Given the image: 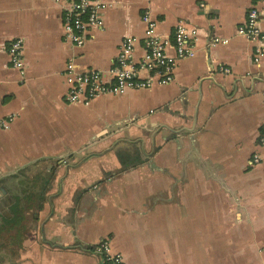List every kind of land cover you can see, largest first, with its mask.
<instances>
[{"label": "crops", "instance_id": "crops-1", "mask_svg": "<svg viewBox=\"0 0 264 264\" xmlns=\"http://www.w3.org/2000/svg\"><path fill=\"white\" fill-rule=\"evenodd\" d=\"M103 1L75 47L62 4L0 0V264H107L102 239L125 264H264V54L237 33L254 0ZM146 11L170 42L180 19L199 29L173 81L68 103L66 61L107 71L125 36L141 56ZM17 37L24 76L7 52Z\"/></svg>", "mask_w": 264, "mask_h": 264}, {"label": "built area", "instance_id": "built-area-1", "mask_svg": "<svg viewBox=\"0 0 264 264\" xmlns=\"http://www.w3.org/2000/svg\"><path fill=\"white\" fill-rule=\"evenodd\" d=\"M63 5V41L71 46L80 47L88 39L90 32L102 25L101 12L107 3L103 0H54ZM264 16V0H254L247 11L246 20L239 24L237 33L256 44V60L264 54V30L260 21ZM146 23L142 38L143 52L136 55L139 39L125 36L113 65L107 71L94 68H81L73 58L66 61L64 76L67 90L64 98L68 103L89 104L101 95H118L129 89L149 88L154 84H167L173 81L174 71L180 59L193 56L199 29L185 20H178L173 40L157 33V23L146 11L142 16ZM228 40L218 36L213 42L226 43ZM172 49L173 52L169 50ZM9 61L13 68L24 76L23 39L17 37L7 46ZM228 72V68L223 69ZM12 117L1 118L0 126L8 127ZM259 144L264 145V125L261 128ZM261 156L254 153L253 164L259 163ZM102 261L107 264H125L123 256L114 252L108 239H102L93 248Z\"/></svg>", "mask_w": 264, "mask_h": 264}, {"label": "trees", "instance_id": "trees-1", "mask_svg": "<svg viewBox=\"0 0 264 264\" xmlns=\"http://www.w3.org/2000/svg\"><path fill=\"white\" fill-rule=\"evenodd\" d=\"M142 160L138 157L136 158L135 160L133 161H127V160H121V163H122V166L123 168H130V167H136L138 166L139 164H141ZM44 194V191H41V192H38V193H35L34 194V198L35 200L38 202V208L40 207V204L44 198L43 196ZM28 202L30 201V199L33 198V194H27L26 197H25ZM17 199V198H16ZM15 201H13V203L9 204V210L11 211V213L13 215H11L10 217H8L6 215V220H5V227H7V229H9V231H12L13 228H14V223H15V218H14V215H17V211L15 210V208H13V206L15 205L14 203ZM8 231V232H9ZM0 232H1V229H0ZM0 238H1V235H0ZM8 239L10 240V243H13V236H10L8 237Z\"/></svg>", "mask_w": 264, "mask_h": 264}, {"label": "rangeland", "instance_id": "rangeland-1", "mask_svg": "<svg viewBox=\"0 0 264 264\" xmlns=\"http://www.w3.org/2000/svg\"><path fill=\"white\" fill-rule=\"evenodd\" d=\"M129 146H130V149H131V153L133 154L134 152V149L136 148V150L138 149L140 152H141V150H140V148H141V145L140 144H137L136 142L135 143H133V144H129ZM40 167V166H39ZM35 168H37L36 166L34 167V169ZM14 194H16V192H14L13 190L12 191H9L8 192V195L10 196V195H14Z\"/></svg>", "mask_w": 264, "mask_h": 264}]
</instances>
